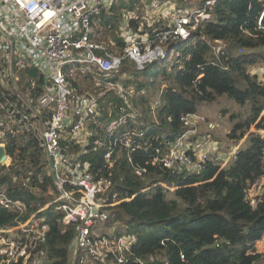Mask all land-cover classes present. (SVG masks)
Wrapping results in <instances>:
<instances>
[{
	"label": "built area",
	"instance_id": "built-area-1",
	"mask_svg": "<svg viewBox=\"0 0 264 264\" xmlns=\"http://www.w3.org/2000/svg\"><path fill=\"white\" fill-rule=\"evenodd\" d=\"M118 1L127 0H0V145L6 148L0 179L7 178L0 181V207L16 213L14 225L0 226V264H44L47 258L39 245L48 230L44 217L35 212L22 218L27 204L10 196V185L51 197L39 209L52 205L61 230L74 228L69 264H125L134 237L121 221L111 222L106 209L120 200L113 196L108 202L109 179L84 156L101 152L108 175L121 150L135 174L145 173L130 157L143 149L151 150V164L198 172L206 161L227 166L243 141L229 139L220 146L209 136H195L204 117L194 112L181 115L188 129L174 142L164 138L153 145L133 99L147 89L129 83L132 76L124 71L170 59V41L185 39L200 18H211L208 9L216 0H202L200 7L193 1L182 7L174 5L177 0L153 1L145 11V33L142 24L131 29L124 18L122 46L102 37L99 17ZM170 7L171 22L156 27L154 21L170 16ZM263 17L264 5L256 22L262 30ZM225 47L222 40L213 43L216 54ZM258 79L264 82V71ZM160 92L149 101L153 112ZM254 132L264 139V129ZM35 148L39 154L32 159ZM261 185L259 179L245 189L252 206L260 201Z\"/></svg>",
	"mask_w": 264,
	"mask_h": 264
},
{
	"label": "trees",
	"instance_id": "trees-1",
	"mask_svg": "<svg viewBox=\"0 0 264 264\" xmlns=\"http://www.w3.org/2000/svg\"><path fill=\"white\" fill-rule=\"evenodd\" d=\"M153 1L170 0L112 3L99 16L102 37L107 40L110 36L122 46L119 33L124 18L131 29L142 24L145 33V11ZM191 1L195 7L202 4V0H177L174 5H191ZM263 5L264 0H216L208 9L211 18H200L185 39L170 41V59H154L142 69H124L132 76L129 83L139 90L147 89L133 99L142 110L145 138L152 139L153 145L164 138L174 142L188 129L181 115L198 112L201 104L221 95L248 105L244 118L230 115L234 122L225 139L241 140L251 125L264 129V82L258 79L259 73L250 69L260 58L257 49L264 46V30L256 27ZM158 24L166 28L160 21ZM217 39L226 45L223 54L213 50ZM160 90L159 105L153 112L149 101ZM210 131L208 128L206 134ZM202 134L205 133L199 129L195 136ZM244 140L227 166L206 161L198 172L151 164V150L143 149L131 152L130 157L147 168L145 173L135 174L126 151L121 150L108 175L101 152L84 156L93 167L101 166V175L109 179L108 202L113 196L120 200L106 209L111 222L121 221L126 233L134 237L125 264H263L264 255L257 252L255 243L264 236V194L252 206L245 198V189L264 176V139L251 132ZM31 154L34 159L39 150L35 148ZM8 192L26 202L27 211L22 218L35 212L44 217L48 230L39 244L47 256L44 264H69L74 228L61 230L52 205L39 209L51 197L11 185ZM15 214L0 207V226L14 225Z\"/></svg>",
	"mask_w": 264,
	"mask_h": 264
},
{
	"label": "rangeland",
	"instance_id": "rangeland-1",
	"mask_svg": "<svg viewBox=\"0 0 264 264\" xmlns=\"http://www.w3.org/2000/svg\"><path fill=\"white\" fill-rule=\"evenodd\" d=\"M171 10L172 8L170 7V13H171L169 16L170 18L165 14V16L162 15L163 18L159 19L161 24L166 26L167 23L171 22V17L173 13ZM154 13L155 12L152 11L150 14L153 17L152 18L153 21L154 19H156L155 16H157ZM18 20L21 23L23 22L22 18H18ZM154 23L158 24V22H155V21ZM160 27H163V26H160ZM257 52L260 53V58L258 59V61H255L253 65H251L250 69L259 73L258 78H260L262 71H264V46H261L260 48H258ZM156 72L158 73L159 70L157 69ZM247 112H248V105L243 106L235 102L233 99L229 98L228 96L221 95L216 100H213L211 102H205L200 105L198 109V113L206 116V118L204 117L206 122H205V125L203 124L201 125L204 127L201 131L203 133H206L208 132V128H211L212 131H210L211 133H207L208 134L207 136L216 138L222 141L224 144H226L227 141L225 139V136L227 135V132L230 131L232 123L234 122L229 118L230 115H235L236 119H239V118H244L247 115ZM210 121L213 124L212 127L209 126ZM254 130H255L254 125H251L249 130L246 132L240 147L243 146V144L245 143L244 139L251 132H254ZM208 144L210 145V147H213L211 143L208 142ZM231 161H232V158H231ZM261 244H263V247H264V239L261 240Z\"/></svg>",
	"mask_w": 264,
	"mask_h": 264
},
{
	"label": "crops",
	"instance_id": "crops-1",
	"mask_svg": "<svg viewBox=\"0 0 264 264\" xmlns=\"http://www.w3.org/2000/svg\"><path fill=\"white\" fill-rule=\"evenodd\" d=\"M0 91H1V88H0ZM202 116L206 118V116H204L203 114H202ZM207 118H208V117H207ZM205 122H206L205 120L202 121V122H199V129L201 128L200 131L204 128V127L201 126V125H202V124L205 125ZM209 123L212 124L211 121H210ZM212 125H213V124H212ZM212 125H211V126H212ZM211 126H210V127H211ZM201 132H202V131H201ZM205 135L207 136L206 133H205V134H202V136H200V135H199V136H200V137H203V136L205 137ZM200 137H199V138H200ZM211 139H212V140H215V141H218V143H219L220 146H221V144H223L222 141L217 140L216 138L213 139V138L211 137ZM226 140H227V139H226ZM260 183H263V185H264V176L260 178ZM263 185H261V191H262L263 194H264V186H263ZM255 248H256L257 252H260L262 255H264V249H263L264 247H263V244H261V239L258 240V241L255 243ZM262 263L264 264V259H262Z\"/></svg>",
	"mask_w": 264,
	"mask_h": 264
},
{
	"label": "water",
	"instance_id": "water-1",
	"mask_svg": "<svg viewBox=\"0 0 264 264\" xmlns=\"http://www.w3.org/2000/svg\"><path fill=\"white\" fill-rule=\"evenodd\" d=\"M29 73L34 75V74H36V70L30 69ZM5 157H6V148L4 146L0 145V161H3Z\"/></svg>",
	"mask_w": 264,
	"mask_h": 264
},
{
	"label": "clouds",
	"instance_id": "clouds-1",
	"mask_svg": "<svg viewBox=\"0 0 264 264\" xmlns=\"http://www.w3.org/2000/svg\"><path fill=\"white\" fill-rule=\"evenodd\" d=\"M205 120V119H204Z\"/></svg>",
	"mask_w": 264,
	"mask_h": 264
}]
</instances>
